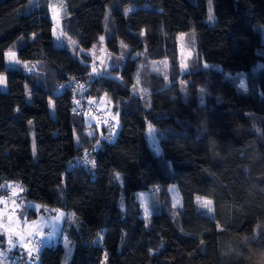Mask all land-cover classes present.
<instances>
[{"label": "trees", "instance_id": "obj_1", "mask_svg": "<svg viewBox=\"0 0 264 264\" xmlns=\"http://www.w3.org/2000/svg\"><path fill=\"white\" fill-rule=\"evenodd\" d=\"M47 1L0 0V70L27 117L0 86V194L16 185L52 215L65 208L53 174L63 178L89 246L65 219L68 243H46L41 264H75L84 250L79 264H264V0H212L213 22L208 0H61L62 37L80 49L105 37L115 66L97 72L88 52L57 43ZM183 31L196 44L186 71ZM9 51L21 62L9 63ZM237 52L254 53L248 68ZM163 59L167 76L155 68ZM71 77L108 98L121 121L115 139L73 111L71 92L58 89ZM30 129L53 172L33 152ZM94 146L95 169L69 165ZM140 190L151 191L149 216Z\"/></svg>", "mask_w": 264, "mask_h": 264}, {"label": "rangeland", "instance_id": "obj_2", "mask_svg": "<svg viewBox=\"0 0 264 264\" xmlns=\"http://www.w3.org/2000/svg\"><path fill=\"white\" fill-rule=\"evenodd\" d=\"M61 2V0H48L47 3L49 5V9H50V14L52 17V20L54 22V30L56 33V41L59 44H63L66 45L72 52L76 53L77 51H82V52H88L91 55L92 61H93V67L94 70L97 71H101L102 68L107 67L109 69H111V67L115 66V63L111 61V57H110V52L106 46V42H105V37L102 35L101 37H103V39H101L96 43H94L91 47L89 48H79L78 44L76 41L72 40V39H65L62 33V18L65 15V10L61 7V5L59 4ZM216 16L213 10V1L212 0H208V16H207V20L210 22L215 21ZM178 45H179V53H180V60H181V70L182 71H186L189 67H193L196 64V44H195V37L194 35L187 33L185 31L180 32L178 35ZM253 52H237L235 55L237 57H239L243 63L245 64V66L248 68V59L251 55H253ZM17 52H12L9 51L7 53L8 56V61L11 64H18L21 62V60L18 59V61L16 62V56ZM207 64V62H205ZM167 60L163 59L158 61L155 64V68L157 69V71H159L160 73H162L164 76H167L168 71H167ZM110 72L112 73L113 70H110ZM242 86H245V78H242L241 81ZM0 86L4 91H7L13 98L15 106L17 109L20 110L21 112V117L23 118L24 121H27V117L25 116L19 102L17 101L16 97L13 94V89L11 87V85L9 84L8 80H7V76L5 73H3L0 70ZM228 89H233L232 86L227 85ZM182 91L184 93V96H187V84L182 82ZM99 103L101 105H103L106 109L107 115L109 117H111L114 121H115V128L110 132V134H106L104 131H101V137H106L109 139H115V137L117 136V133L119 131L120 125H121V121L119 118V114L115 113L112 110L111 105L108 103V98L107 97H102L99 100ZM87 121L88 122H93L95 121L94 117L91 115H88L87 117ZM149 125L152 126L153 125L151 122L148 123V135L151 139V142L154 146V148L157 151H160V144H159V139L155 133V131L151 134H149ZM99 126V125H98ZM99 128H101L99 126ZM154 129V128H153ZM91 132H93L94 130L92 128L89 129ZM30 137H31V145H32V150L33 152L40 156L43 160V162L45 163V165L47 166V168L53 172L52 167L49 163V158L47 153L44 152L43 146L41 145V143L39 142V140L37 139L34 130L30 129ZM56 186L59 190V193L61 195V197L66 201L67 204L70 205L67 197H66V193H65V184H64V179L63 178H59L57 177V175L53 174ZM12 186V185H11ZM16 185H13L11 187V189L9 190L8 193L12 192L13 187ZM19 191L20 188H18ZM150 190H140L137 192L138 198L141 200V204H142V214L144 216H149V214L151 213V206H150ZM169 192L171 194L172 197V203L175 207H182V194L177 186V184L173 183L170 185L169 188ZM22 195V194H21ZM23 196V195H22ZM199 202L201 205H203L205 208H207L208 210H211L213 207V203L212 200L210 198L204 197V196H199L198 197ZM210 202V203H209ZM67 206L66 209H59V214L57 215V217L55 218L56 220H58V218L60 220H63L64 217H66L67 219H69L71 222H73L76 227L78 228V230L81 232V234L83 235V240L85 238V235L83 233V227L82 224L80 223V221L77 219V217L75 216L74 210L71 209V205ZM33 210V209H32ZM32 210H29L28 213ZM40 211L43 212L42 207H40V210L37 211V213H39ZM45 213V212H44ZM43 214H39V218L37 219V222L39 220L40 225H42V229L39 231L38 235L40 236H46L45 233V227H51L53 230V233L51 235L48 236H52L54 234H56L57 229L63 231V227H62V221L61 222H49V218ZM55 214V213H54ZM36 222V224H37ZM38 222V223H39ZM36 233L32 234L33 236H35ZM60 235H62L60 233ZM41 240L42 238L39 237ZM47 239H45L46 241ZM57 241V240H56ZM85 247L87 249V247L89 246V241L86 239L85 241ZM65 243H68V240L66 239ZM25 244H28L25 241ZM86 250H84V252L82 253V255L80 256V259L82 258L83 254L85 253ZM79 259V260H80ZM78 260V263H79ZM77 263V264H78Z\"/></svg>", "mask_w": 264, "mask_h": 264}, {"label": "crops", "instance_id": "obj_3", "mask_svg": "<svg viewBox=\"0 0 264 264\" xmlns=\"http://www.w3.org/2000/svg\"><path fill=\"white\" fill-rule=\"evenodd\" d=\"M18 188V186H14L12 192L0 194V214H2L0 215V254H4L7 257L6 264H41L39 255H36L30 246L25 244L26 236L36 233L35 236L41 237L46 244L52 241L56 242V240L65 243L67 239L66 234L61 228L60 230L57 229L56 234L52 236L42 237L38 235L42 229V225L39 226L40 222L38 220V223L37 219L39 218V214L43 213L40 211L35 217L30 218L28 217V211L31 209L39 211L41 204L22 196ZM64 203V209H66L69 204L65 200ZM60 210L52 215H44L50 217L49 222L56 221L59 223L62 221L63 226L64 220L67 219L66 217L60 221L59 219L61 218L55 219ZM9 228L13 229V231L9 232ZM83 233L85 235L84 229ZM45 239L47 240L45 241ZM86 239L87 236L85 235L84 241ZM9 240H11V243H9ZM25 245H27V248L24 247ZM29 250L32 252L31 256H29ZM77 263L78 261L75 264Z\"/></svg>", "mask_w": 264, "mask_h": 264}, {"label": "built area", "instance_id": "obj_4", "mask_svg": "<svg viewBox=\"0 0 264 264\" xmlns=\"http://www.w3.org/2000/svg\"><path fill=\"white\" fill-rule=\"evenodd\" d=\"M93 80V78H92ZM91 81H86L81 78H68L62 81L58 89L60 91L69 90L71 92L72 109L78 114H86L93 116L96 121L103 126L108 133L115 128V121L107 115L106 109L99 103L96 97H92L89 93ZM84 163L90 169L96 167V147L89 148L82 156L75 158L69 162V165ZM45 235H51L53 230L51 227H45ZM32 251L39 255L40 249L45 245V242L37 236L28 235L25 238ZM7 257L0 254V264H6Z\"/></svg>", "mask_w": 264, "mask_h": 264}, {"label": "snow or ice", "instance_id": "obj_5", "mask_svg": "<svg viewBox=\"0 0 264 264\" xmlns=\"http://www.w3.org/2000/svg\"><path fill=\"white\" fill-rule=\"evenodd\" d=\"M101 39H103V37H101ZM29 123H31V122H29ZM154 131H155V130L152 128V126L149 125V134L153 133ZM97 143H99V141H98ZM209 203H210V202H209ZM0 215H2V214H0ZM9 219H11V217H9ZM8 231H9V232H12L13 229L9 228ZM9 243H11V240H9ZM24 247L27 248V245H25ZM31 255H32V252H31V250H29V256H31Z\"/></svg>", "mask_w": 264, "mask_h": 264}]
</instances>
